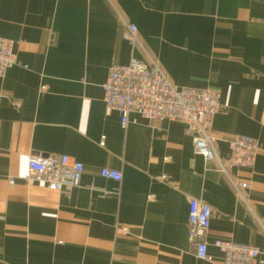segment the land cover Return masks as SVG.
Masks as SVG:
<instances>
[{
  "label": "crops",
  "instance_id": "obj_1",
  "mask_svg": "<svg viewBox=\"0 0 264 264\" xmlns=\"http://www.w3.org/2000/svg\"><path fill=\"white\" fill-rule=\"evenodd\" d=\"M0 36L17 59L0 77V264H221L218 238L258 246L264 264V0H0ZM133 57L177 86L217 89L216 155L251 136L255 166L221 170L179 121L132 113L123 125L103 84ZM38 154L83 162L80 185L27 182ZM191 198L213 209L212 260L189 242Z\"/></svg>",
  "mask_w": 264,
  "mask_h": 264
},
{
  "label": "built area",
  "instance_id": "obj_2",
  "mask_svg": "<svg viewBox=\"0 0 264 264\" xmlns=\"http://www.w3.org/2000/svg\"><path fill=\"white\" fill-rule=\"evenodd\" d=\"M124 38L132 44L139 42L137 26L131 24L124 30ZM14 40L0 36V77L17 62ZM106 107L121 115L126 125L132 113L147 119H168L182 122L192 136L195 151L207 161L217 159L221 170L226 164L237 167L255 166L261 148L257 138L235 135L229 141L227 159L216 155L212 128L222 103L217 89L211 87L177 86L158 64L149 66L141 58L133 57L129 63H113L103 84ZM84 163L67 154L33 155L28 160L27 182L37 181L49 188L70 191L81 183ZM101 175L122 180L123 173L110 167L101 169ZM163 175L162 178H166ZM15 180L9 178V183ZM241 188L249 186L241 182ZM213 209L199 198H191L188 213L189 242L197 257L212 260L209 253L208 233ZM214 245L222 252L221 264H260V248L231 239L218 238Z\"/></svg>",
  "mask_w": 264,
  "mask_h": 264
}]
</instances>
